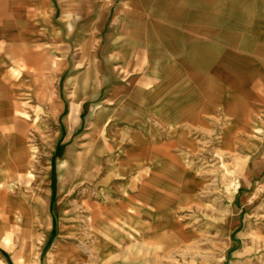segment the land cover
Segmentation results:
<instances>
[{
    "label": "rangeland",
    "instance_id": "obj_1",
    "mask_svg": "<svg viewBox=\"0 0 264 264\" xmlns=\"http://www.w3.org/2000/svg\"><path fill=\"white\" fill-rule=\"evenodd\" d=\"M86 6L93 10L94 17L88 20L84 34L65 36L62 31L57 34L56 42L50 43L46 30V34L42 33L40 39L33 38L28 45L24 39L20 45L17 37L11 38L7 64H0V143H3L0 158L3 164L8 156L6 148H10L8 143L40 148L59 134L55 152L40 156L36 172L39 192L45 201L50 191L49 233L46 222L37 226L33 217L20 213L24 205L13 197L15 194L9 198L2 192L0 264H29L27 257L31 253L32 264H50L49 253L56 242L81 254L78 264H135L134 254L144 258L141 264H219L227 244L226 217L233 209L240 210L239 230L246 228L254 215L252 209L264 195V172L247 181L246 188L238 190L233 205L228 203L226 191L219 192L216 187L215 154L218 151L227 153L237 144L244 160L246 154H252V165L260 161V153L255 152L252 143L260 140L261 150L264 149V137L254 129L264 121V106L263 100L256 97L255 84H251L253 98L250 101H241L234 91L228 106L224 107L225 104L221 106L217 102L220 94L224 96L222 88L188 78L174 63L163 67L168 80L162 79V58L157 51L148 56L147 52H136L133 58L137 59V66L120 67L119 63H124L128 55L113 48L112 28L119 21L114 17L119 8L104 0H89ZM237 10L239 6H234V16ZM61 22L58 20L57 25L63 29ZM234 22L237 25H234L233 36L237 39L242 35L240 19L234 17ZM73 23L74 31L79 32L81 22L74 19ZM137 25L143 32L144 20H137ZM249 45L244 42L245 48ZM151 53L156 64L152 66L148 61ZM90 60L97 68V95L80 94L73 99L72 87L66 84V79L83 71ZM59 67L65 68L62 76ZM194 75L195 79L199 78L198 74ZM36 78H52L54 86L60 89L50 102L42 100L36 91V85H40ZM162 80L164 88L161 90ZM134 91L137 93L132 95ZM144 91H151L154 96L164 93L167 98L180 97L190 106L177 109L180 114H161L156 105L146 106L148 99L144 98ZM204 100L213 105L210 113L200 109ZM59 105L61 109L55 118L51 110ZM72 106L84 108L79 111L80 115H74L75 129L68 135L63 117ZM100 108L109 114L105 122V166L96 181H86L87 185L80 187L77 181L68 179L59 157L63 149L71 146L77 153L83 152L90 136L86 131L90 112ZM40 119L47 122L43 130L38 124ZM223 129H229L231 136L222 139ZM219 142L223 144L220 146ZM132 145L142 152L133 153ZM47 169L48 176L44 175ZM142 196L160 197L162 213L138 216L136 206L141 204L145 209L148 205ZM170 214L179 231L173 232L170 242L162 244L154 237L167 224ZM148 226L153 228V238L141 236ZM96 235L108 246L102 256L91 252ZM231 239L237 246L228 251L223 264H236L234 252L242 249L238 232L233 233ZM149 255L151 257L145 259Z\"/></svg>",
    "mask_w": 264,
    "mask_h": 264
},
{
    "label": "crops",
    "instance_id": "obj_2",
    "mask_svg": "<svg viewBox=\"0 0 264 264\" xmlns=\"http://www.w3.org/2000/svg\"><path fill=\"white\" fill-rule=\"evenodd\" d=\"M104 1L112 2L115 8H119L114 15L119 21L112 28L113 48L125 51L128 55L124 63H119L120 67L137 66V59L133 58L136 52H147L148 56L150 52L157 51L162 58V79L168 80L163 67L175 64L184 74L187 73L185 75L188 78V72L191 71L193 75L199 76L195 79L194 75V81L209 82L222 88L224 96L218 95L217 102L227 107L228 100L230 102L233 97L232 90L225 92L226 85L232 79V67L244 70L245 56L256 67L257 75L248 82L247 98L244 101L253 98L250 90L253 83L257 90L256 97L263 100L264 106V0ZM88 2L89 0H0V64H7L11 38L17 37V44L20 45L24 39L28 45L33 38L40 39V35L46 34V30L50 43L56 42L57 34L62 31L65 36L80 32L84 34L88 20L94 17L93 10L90 11L86 6ZM234 6H239L236 16ZM234 17L240 19L242 31L237 39L233 36L234 25H237ZM74 19L81 22L79 32L77 29L74 31ZM141 19L144 20L143 32L138 30L137 25V20ZM58 20L59 23L62 21L63 29L58 27ZM240 39L242 44L239 46ZM244 42L250 45L245 48ZM148 61L151 66L155 64L152 53ZM217 68L224 69V76L214 74ZM242 80L244 81V77ZM160 88H164L163 80ZM136 93L134 91L132 95ZM143 95L148 99L146 106L156 105L161 114H180L177 109L190 106L184 104L180 97L167 98L164 93L154 96L151 91H144ZM199 106L204 113H210L209 109L213 107L205 100Z\"/></svg>",
    "mask_w": 264,
    "mask_h": 264
},
{
    "label": "bare ground",
    "instance_id": "obj_3",
    "mask_svg": "<svg viewBox=\"0 0 264 264\" xmlns=\"http://www.w3.org/2000/svg\"><path fill=\"white\" fill-rule=\"evenodd\" d=\"M127 21V20H126ZM63 67H59L60 75H64ZM232 79L226 85L225 92L232 90L235 91V95L238 99L243 101L247 98V86L256 75L257 69L252 65L250 60L244 56V70L239 67H232ZM214 74L224 76L225 71L223 68H217L214 70ZM189 75L193 77V73L190 71ZM240 76L241 78L237 77ZM244 77V81L242 80ZM97 68L93 60H90L87 67L81 71L76 72L72 76H68L66 79V84H70L72 87L73 99H76L80 94L89 97H96L97 95ZM36 82L40 85H36V91L41 95V99L50 102L52 96L56 92L59 93L60 89L54 86L52 78H46L41 80L36 78ZM211 87V83L208 84ZM62 93V92H61ZM60 93V94H61ZM96 93V95H95ZM84 107H74L72 106L68 113L63 117V125L65 126L68 135L71 134L75 129V123L73 122L74 115H80L79 111L83 110ZM61 106L56 109H52L51 113L57 118V114L60 111ZM109 114L105 112L104 109H98L96 111L90 112V117L86 123V131L90 134L88 144L83 149V152H76L73 146L68 149L62 150V156L59 157V164L65 167V172H68V179L77 181L80 187L87 185L86 181L93 180L96 181L99 172L105 166L104 161L107 158V147L105 143V122H107ZM42 130L47 127V122L43 119L38 122ZM254 129L261 132L264 137V121L262 124H258ZM229 129H223L220 132L222 139L231 136L228 131ZM59 134H57L51 141L46 142L40 148L33 147L30 145H21L18 143H13L8 145L11 149L9 152L6 148L8 154L5 163L0 158V194L6 192L7 196L11 198L13 196L18 198L24 208L20 210V213H26L30 217H33V222L35 225L39 226L46 222V227L48 226L47 233H49L50 228V216L48 214V199L45 201L41 197L39 192V180L36 176L38 170V165L40 161V156H44L47 153L51 155L55 152V144ZM253 142V141H251ZM220 146L223 144L219 142ZM255 147V152L260 153V161L255 166L250 162L252 161V154H246V160L242 155H239L238 149L239 145L235 144L232 146L227 153L218 151L216 155V165L215 168L218 172L216 175V187L218 191H226V198L230 205L236 202L237 194L239 189L246 188V182L250 179L258 177L262 172H264V149L261 150V141L256 140L252 143ZM13 148V149H12ZM133 153H141V149H138L132 145ZM241 148V147H240ZM3 149V143H0V152ZM258 153V155H259ZM247 161V162H246ZM247 163V164H246ZM254 166V167H253ZM44 175H49V170L44 172ZM30 182V183H29ZM264 194V192H263ZM141 198V197H140ZM143 200L148 202L146 208L140 207L138 204L136 211L138 216H157L162 213L163 201L161 198L153 196L151 199H147L142 196ZM244 200V198H242ZM128 203V202H127ZM83 209H86V201L83 200ZM130 204V203H129ZM114 208L117 207L115 206ZM252 211L254 212L253 217L249 220L247 227L239 230L241 222L239 221L241 212L240 210H232L231 215L226 217L225 225L227 236V244L219 261V264L227 258L228 251H232L237 246V243L231 239L233 233L238 232L240 239L242 240V249L240 252H234V257L236 258V264H264V195L260 197L259 203L255 206ZM84 213V211H82ZM92 214V213H91ZM92 219L95 216H90ZM42 219V220H41ZM101 221V220H99ZM167 224L159 231V234L154 237L153 228L151 226L147 227V232H142L141 236H147L149 238H155L162 244L170 242L173 232L177 230V223L175 218L170 214L167 216ZM167 226V227H166ZM169 227V228H168ZM184 233L185 231H181ZM82 234L79 237L82 238ZM115 236L117 234H114ZM105 243V242H104ZM98 235L95 236L94 248L91 252L96 256H102L106 252L107 244H104ZM158 250H163V247H158ZM50 264L54 262L68 263V264H78L81 260V254L77 251L66 248L61 242H56L49 253ZM26 257V256H25ZM151 257L149 255L145 259ZM29 264L33 263V254L27 257ZM133 261L135 264H141L142 259H144L140 254L133 255Z\"/></svg>",
    "mask_w": 264,
    "mask_h": 264
}]
</instances>
